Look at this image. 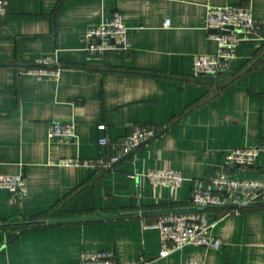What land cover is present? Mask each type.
<instances>
[{
    "label": "crops",
    "instance_id": "obj_1",
    "mask_svg": "<svg viewBox=\"0 0 264 264\" xmlns=\"http://www.w3.org/2000/svg\"><path fill=\"white\" fill-rule=\"evenodd\" d=\"M8 1L0 18V173L23 174L27 192L0 188V264H80L83 253L102 250L141 264L162 250L159 230L145 229L142 218L190 209L195 182L222 170L264 179V151L253 166L225 164L234 149L264 143V0ZM230 5L251 7L259 36L239 46L229 74L196 79L195 57L218 52L207 11ZM116 11L129 48L90 53L86 31ZM48 55L62 66L58 78L24 73ZM53 122H73L75 137L51 139ZM136 124L162 132L113 169L60 164L110 156L99 140L119 143ZM161 168L179 170L182 187L139 175ZM228 210H204L220 249L186 246L165 261L264 264L262 206ZM103 215L111 217L49 221Z\"/></svg>",
    "mask_w": 264,
    "mask_h": 264
},
{
    "label": "built area",
    "instance_id": "obj_2",
    "mask_svg": "<svg viewBox=\"0 0 264 264\" xmlns=\"http://www.w3.org/2000/svg\"><path fill=\"white\" fill-rule=\"evenodd\" d=\"M9 1L0 0V18L8 12ZM171 24L168 19L166 27ZM206 28L213 30L211 38L218 42L217 54H199L194 60V77H213L229 74L237 59L241 44L254 40L259 36L260 24L255 20L248 5H230L209 7L206 17ZM128 28L125 26L120 12L98 24L88 28L85 33L87 50L90 53L104 54L108 51H125L129 48ZM62 66L56 56L38 58L24 73L38 79H56L60 76ZM159 133L153 126L136 124L128 136L119 143H112L108 138L99 140L104 150H111L110 156H101L97 160H81L76 157H65L62 165L95 166L98 169L111 170L124 158L130 156L140 147L148 144ZM51 139H72L75 137L73 122H53L49 129ZM264 151V143L255 147L237 148L225 155L227 166L246 168L253 166L257 157ZM148 179L154 186L177 190L182 187L183 174L172 168L149 169L139 174ZM0 188L15 195L27 192V181L23 174L0 173ZM260 204L264 214V179L241 178L227 170L219 171L213 178L205 182L197 181L192 190L190 209L167 211L157 220L142 218L145 229H157L161 235L162 250L152 259L142 258L141 264H170L165 259L173 252L186 246H200L206 249H220L222 241L213 235L215 223L207 219L205 209L229 207L226 216L241 214L243 208ZM80 264H120L112 250L87 252L81 256ZM183 264H205L201 260H192Z\"/></svg>",
    "mask_w": 264,
    "mask_h": 264
},
{
    "label": "water",
    "instance_id": "obj_3",
    "mask_svg": "<svg viewBox=\"0 0 264 264\" xmlns=\"http://www.w3.org/2000/svg\"><path fill=\"white\" fill-rule=\"evenodd\" d=\"M238 166H235L234 169H237ZM235 170L232 171V173L234 172ZM175 211H178V210H175ZM121 216H128V214H120ZM107 217H111V216H85V217H76V218H62V219H52V220H49L50 222L52 223H55V222H65V221H76V220H87V219H96V218H107Z\"/></svg>",
    "mask_w": 264,
    "mask_h": 264
},
{
    "label": "trees",
    "instance_id": "obj_4",
    "mask_svg": "<svg viewBox=\"0 0 264 264\" xmlns=\"http://www.w3.org/2000/svg\"><path fill=\"white\" fill-rule=\"evenodd\" d=\"M155 128L157 129V132L159 133L158 135H160V133H161L162 131H160V129H158L157 127H155ZM158 135H157V136H158ZM111 154H112V153H111ZM111 154H110V155H111ZM105 171H106V170H103V172H105Z\"/></svg>",
    "mask_w": 264,
    "mask_h": 264
}]
</instances>
